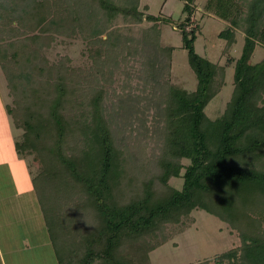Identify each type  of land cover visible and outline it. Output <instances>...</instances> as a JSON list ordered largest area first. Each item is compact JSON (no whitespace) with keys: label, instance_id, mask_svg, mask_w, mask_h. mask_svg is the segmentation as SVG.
<instances>
[{"label":"trees","instance_id":"trees-1","mask_svg":"<svg viewBox=\"0 0 264 264\" xmlns=\"http://www.w3.org/2000/svg\"><path fill=\"white\" fill-rule=\"evenodd\" d=\"M193 1H184L177 25L196 86L186 92L165 83L146 105L158 119L154 157L143 166L119 139L123 112L134 106L119 113L109 100L121 97L109 94L121 58L110 31L117 17L158 19L138 11L137 0H0V73L12 99L5 111L22 132L13 148L30 157L57 264H151L152 251L194 224L193 210L239 238L211 262L264 264V56L250 61L256 44L264 47V0L206 1L205 10L228 24L218 34L225 50L236 30L244 35L239 57L226 60L233 88L215 120L204 110L224 84L225 66L195 52L198 28L187 29ZM55 37L81 39L89 66H72L67 56L49 61ZM158 37L153 25L143 46L168 61L172 47L160 48ZM153 64L149 72L159 76ZM175 178L180 190L169 184Z\"/></svg>","mask_w":264,"mask_h":264},{"label":"rangeland","instance_id":"rangeland-1","mask_svg":"<svg viewBox=\"0 0 264 264\" xmlns=\"http://www.w3.org/2000/svg\"><path fill=\"white\" fill-rule=\"evenodd\" d=\"M184 1L137 0L138 11L144 15L156 17L158 20L155 23L148 22L143 18L139 23H131L117 17L111 24L110 33H112V41L115 44L114 50L121 52V58L119 57V66L112 76L113 84L109 94L115 93V95L121 97L119 100L111 94L109 100L117 106L119 113L122 112L119 107L122 109L128 107L127 102L134 106L130 113L125 114L123 112L124 117L121 119L122 129L121 127L119 129L121 130L119 139H123L132 160L138 161V164L141 162L143 166L148 165L154 157L155 129L156 120L158 119L153 109L151 107L147 109L146 105L151 106L153 102L155 103L159 99L165 83L186 92H191L195 89L197 82L194 72L188 65L187 53L182 48L180 31L177 25L185 16L181 12ZM206 1H193V13L190 16V26L187 29L198 28L194 48L199 56L217 65L225 66L224 84L204 110L208 118L215 120L222 114L233 88V64L226 66V60L239 57L244 35L242 31L236 30L235 43L231 48L225 50V41L219 39L218 34L226 29L228 24L212 12L205 10ZM165 20L166 22H164ZM153 25L159 32L158 46L160 48L172 47L173 51L168 61L158 50L149 52L143 46L144 35H150V27ZM85 48L84 42L79 38L63 39L55 37L53 45L45 52V55L51 62L67 56L71 60L72 66L87 67L90 62L85 57ZM263 56L264 47L256 44L250 61L251 63H257ZM155 61L158 63L157 68L161 71L159 76H155L153 70L149 72ZM150 75L155 76V80ZM157 79H159L158 83ZM8 93L5 79L0 73V136L5 132H9L11 137L8 145L7 142L2 143L1 151L10 154L8 147L11 143L13 145L22 132L14 128L11 118L6 114L5 107L10 105L12 101ZM129 97H132V100H127ZM117 109L115 112H117ZM3 157L5 155L1 154L0 159ZM16 157L25 163L31 178L33 169L31 171L28 167L30 157L23 158L17 154ZM182 162L187 164L185 160ZM11 165L22 176L18 177L20 179L24 178L20 166L13 161ZM11 172L9 165H0L1 180L13 178V172ZM169 184L180 190L182 179H171ZM191 216L195 219V226L193 230H190L192 231L190 236L188 237L189 234H185L179 237L176 236L173 239L179 244L178 252L175 254L177 257L180 255L194 260H212L215 256L239 246L240 242L236 232L230 231L218 219L202 210H193ZM37 259L32 251L28 258L22 259V264H31V262L25 260L38 264ZM44 261L48 264H55L51 259H45Z\"/></svg>","mask_w":264,"mask_h":264},{"label":"crops","instance_id":"crops-1","mask_svg":"<svg viewBox=\"0 0 264 264\" xmlns=\"http://www.w3.org/2000/svg\"><path fill=\"white\" fill-rule=\"evenodd\" d=\"M10 141L9 132H5L0 136V155H5L0 159V165H9L10 170L13 172H11L13 178H5L4 180L0 178V264H22V259L28 258L32 251L36 255V259L38 258V264H48L44 261L45 259H51L56 264L48 234L33 193L28 169L25 163L16 157L12 143L8 147L10 154L1 151L2 143L7 142L8 145ZM12 161L20 166L24 178L20 179L18 177L22 176L14 170L11 165ZM194 226L195 219L194 224L177 237L185 234H189V237L192 232L190 230H193ZM173 239L149 254L151 264H214L211 259L201 261L189 259L188 257L184 258L180 255L177 257L175 254L178 252L179 244ZM25 261L33 264L30 260Z\"/></svg>","mask_w":264,"mask_h":264},{"label":"clouds","instance_id":"clouds-1","mask_svg":"<svg viewBox=\"0 0 264 264\" xmlns=\"http://www.w3.org/2000/svg\"><path fill=\"white\" fill-rule=\"evenodd\" d=\"M93 264H99V261H94Z\"/></svg>","mask_w":264,"mask_h":264}]
</instances>
